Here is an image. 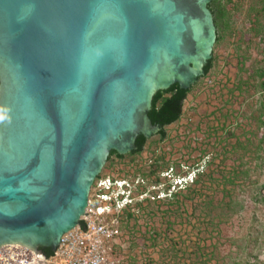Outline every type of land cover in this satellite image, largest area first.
<instances>
[{
  "label": "water",
  "instance_id": "1",
  "mask_svg": "<svg viewBox=\"0 0 264 264\" xmlns=\"http://www.w3.org/2000/svg\"><path fill=\"white\" fill-rule=\"evenodd\" d=\"M211 0H0V246L53 250L157 90L212 57Z\"/></svg>",
  "mask_w": 264,
  "mask_h": 264
},
{
  "label": "rangeland",
  "instance_id": "2",
  "mask_svg": "<svg viewBox=\"0 0 264 264\" xmlns=\"http://www.w3.org/2000/svg\"><path fill=\"white\" fill-rule=\"evenodd\" d=\"M221 2L227 12L221 38L212 47V67L192 84L181 117L164 127V139L156 133L147 138L140 153L111 157L94 180L126 182L140 202L131 209L132 218L117 215L121 235L113 253L120 264L264 261V197L258 195L264 194V161L257 166L253 153L264 137V126L257 128L256 121L264 106V89L259 88L264 80L259 74L264 72V0ZM236 140H248V148L233 150ZM237 165L249 169L250 177L231 185L235 211L210 225L199 210L208 194L216 203L220 191L209 190L206 178L201 186L190 185L191 190L177 184L190 181L196 168L220 174Z\"/></svg>",
  "mask_w": 264,
  "mask_h": 264
},
{
  "label": "built area",
  "instance_id": "3",
  "mask_svg": "<svg viewBox=\"0 0 264 264\" xmlns=\"http://www.w3.org/2000/svg\"><path fill=\"white\" fill-rule=\"evenodd\" d=\"M92 189L85 214L61 235L49 254L40 250L35 254L26 246L6 244L0 246V264H120L113 253L121 235L117 215L132 208L135 197L132 190L111 187L109 179H98Z\"/></svg>",
  "mask_w": 264,
  "mask_h": 264
},
{
  "label": "trees",
  "instance_id": "4",
  "mask_svg": "<svg viewBox=\"0 0 264 264\" xmlns=\"http://www.w3.org/2000/svg\"><path fill=\"white\" fill-rule=\"evenodd\" d=\"M209 9L212 12L214 24L217 29V35H216V41H219L221 38V34L219 32L221 31L223 27V22L226 18V10L225 5L221 2V0H211L208 4ZM263 32H264V24L262 26ZM264 40V38H263ZM212 57L208 60L207 64L203 67L204 74L206 75L211 67H212ZM261 76L264 75V72L259 73ZM202 75V76H203ZM194 84V83H193ZM193 86L191 85L188 88H180L177 83L172 84L167 89H161L157 90L155 94L152 97L151 101V108L148 111V116L151 119L153 124H158L160 126L159 131L156 133L159 136V139L162 140L165 137V126H168L175 121H177L181 115H182V107L183 102L187 97V94L191 91V88ZM259 88L260 90L264 89V80L259 82ZM264 115V106L262 104L259 113L256 117L257 121V128H260L261 126H264V119H262V116ZM147 141V138H145L143 135H139L135 140L136 148L132 151L128 152L127 155H134L137 153H140ZM248 140L245 142H241L239 140H236L232 144L233 150L237 147H241L244 149L248 148ZM264 137L259 138L258 142L256 144V149L254 150V158L257 160V166H261V164L264 161ZM111 157H117L122 158L124 155L117 154L114 150H111L107 161ZM243 166V164H240ZM233 166L231 170H227L225 173L223 171L220 172V174H217V172H214V170H208L204 171L202 169L196 168L194 171V177L186 182L184 179L179 181L177 185L184 184V188L190 189V185H198L201 186V183L203 179H207L208 186H206L209 190H219L221 193V197L217 200L216 203L213 202V194H208V199L205 201V207L200 208L199 215L208 217L209 224L213 226H217L222 220V216L224 214L228 213V211H235V197H234V188L231 187L232 184L235 183L237 179H243V182H245L247 179H249V169L242 170L241 166ZM180 180V177H178ZM203 184V183H202ZM221 188L219 189V187ZM193 191V190H192ZM191 192V191H190ZM213 193V192H212ZM175 195V194H174ZM258 195L262 198L264 197V194L261 192H258ZM208 201V202H207ZM139 206L140 202L136 201L134 203L135 206ZM132 208L124 209V214H126V218L130 219L133 217V212L131 211ZM218 210L219 212H214V210ZM218 218L216 222H214V219ZM151 238V236H150ZM152 241L155 240V238H151ZM154 244V242H152ZM45 254H49L51 252L50 248L43 249ZM196 252V251H195ZM204 262H200V264H203ZM258 264H264V261L259 260L256 261ZM252 264H255L252 263Z\"/></svg>",
  "mask_w": 264,
  "mask_h": 264
},
{
  "label": "clouds",
  "instance_id": "5",
  "mask_svg": "<svg viewBox=\"0 0 264 264\" xmlns=\"http://www.w3.org/2000/svg\"><path fill=\"white\" fill-rule=\"evenodd\" d=\"M118 182H120V181H116V182H114L113 184H111V187H116V188H118L119 190H120V189H127V190H131V189H132V187L130 186V184H128V183H126V182H124V183H122V184H117Z\"/></svg>",
  "mask_w": 264,
  "mask_h": 264
},
{
  "label": "flooded vegetation",
  "instance_id": "6",
  "mask_svg": "<svg viewBox=\"0 0 264 264\" xmlns=\"http://www.w3.org/2000/svg\"><path fill=\"white\" fill-rule=\"evenodd\" d=\"M136 140V139H135ZM111 152V151H110ZM117 153V152H116ZM110 154V153H109ZM118 154V153H117ZM109 156V155H108ZM108 158V157H107ZM107 162V159H106V161H105V163ZM105 163H104V165H105ZM96 179V178H95ZM45 248H50L49 246H45V245H39L38 247H37V249L36 250H40V251H42V252H44L43 251V249H45Z\"/></svg>",
  "mask_w": 264,
  "mask_h": 264
}]
</instances>
